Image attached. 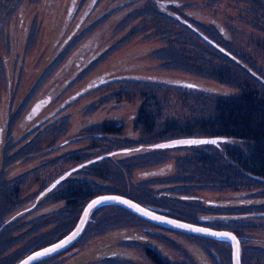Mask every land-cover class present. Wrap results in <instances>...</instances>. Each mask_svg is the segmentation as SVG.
Masks as SVG:
<instances>
[{
    "label": "rangeland",
    "instance_id": "rangeland-1",
    "mask_svg": "<svg viewBox=\"0 0 264 264\" xmlns=\"http://www.w3.org/2000/svg\"><path fill=\"white\" fill-rule=\"evenodd\" d=\"M3 1L6 0H0V226H3L0 228V264H16L22 255L32 252H28L29 248L37 241L59 240L55 239L57 234L54 233L57 219L60 213L70 208H74L70 213L73 224L65 233L76 227L84 210L81 211L87 197L83 196L84 193L78 194V204L64 203L63 199L60 203L47 200L25 216L26 221L10 217L11 214L21 216L20 209L27 203L23 201L27 200L24 196L34 194L41 181L45 183L54 179V174L47 177V171H62L79 160L76 157L83 158L97 152L103 143H106L105 148H108V143L117 145L135 140L157 139L156 143L166 140L163 139L165 137L172 138L184 129L187 131L190 126L195 128L193 134L206 136L210 131L206 133L196 120L207 118V105L216 95L227 94L226 97L238 104L244 95V88L248 86L253 88V95L263 93L260 100L264 101V82L254 76L260 75L264 79V0H167L172 9L165 4V0L162 1L164 4L155 0H99L94 15L107 10L111 13L96 24L99 30L94 33L93 40L97 39L100 45L109 43L114 46L99 68L113 64L119 68L122 66L118 76H122L125 70H135L141 74H135L137 79L154 81L157 80L155 76L163 78L158 79L156 84L132 81L111 83L101 91L90 93L70 105L72 116L63 119L54 135L39 137L32 145L31 154L23 158L27 152L23 146L25 131L21 122L25 120L20 119L29 110L23 103L26 104L29 88L42 78L43 72L46 70L50 78L55 71L51 72L49 64L54 58L52 54L57 51L54 39L60 33L61 22L66 20L59 17V12L61 8L66 10V5L61 0H9L6 4L13 11L8 13L6 5L2 6ZM192 25L219 46L202 37ZM69 64L59 67L56 73L58 80L60 74L66 76L69 70L72 72L66 66ZM98 75L96 79L101 77ZM226 75L230 80H226ZM45 80V77L41 79ZM166 82L183 87L164 84ZM58 85L37 92L34 98H30L29 106L43 94L54 96L59 91ZM76 86L72 91L79 89V84ZM189 87L198 90L192 91ZM204 88L210 94L199 95L200 89ZM144 106L148 113L136 120L133 113ZM19 109L11 129L9 118ZM31 110L29 113H33ZM113 118L124 120L122 129L93 134L96 129L92 123ZM89 128L93 130L91 135ZM64 137L70 139L63 143ZM255 140L239 138L237 147L243 152H254L261 149ZM154 148L151 146V149ZM165 149L132 158L131 169L126 165L125 178L117 175L116 178L107 176L109 180H105L95 176L89 179V183L132 188L131 194L143 205H146L144 200L149 203V198L157 194V205L167 209L165 211L218 229H222L221 226L213 222L224 219L233 228L241 229L244 236L240 243L241 264H264V181H253L248 173V176L245 175V171L242 174V169L232 165L231 158L222 147L223 155L214 147ZM205 150L209 151L208 156L202 157ZM12 153H16L18 160L10 157ZM168 161L172 163V169L167 173L150 175L154 180L141 176V169ZM117 163L118 167H125L124 161ZM221 164L225 165V170L217 167ZM107 172L112 173L110 170ZM111 178L114 179L110 181ZM248 189L258 194H252ZM180 194L199 198L193 201L188 197L181 198ZM206 199L225 203L254 201L256 210L247 214L248 207L239 203H231V207L214 206L205 202ZM54 203L58 206L56 211L63 205L59 213L53 214L52 211L51 215L39 216V212L48 210L43 208L46 204L49 207ZM114 204L118 203L105 204L104 209L99 211V217L95 216L96 220L86 226L82 236L79 235L69 248L32 263L164 264L167 260L168 264H232V246L227 238L168 227L148 220L122 204ZM250 209L254 211L253 206Z\"/></svg>",
    "mask_w": 264,
    "mask_h": 264
},
{
    "label": "flooded vegetation",
    "instance_id": "flooded-vegetation-1",
    "mask_svg": "<svg viewBox=\"0 0 264 264\" xmlns=\"http://www.w3.org/2000/svg\"><path fill=\"white\" fill-rule=\"evenodd\" d=\"M61 1H62V4L66 5V10H65V8H63L64 9V11H63V9L61 8L62 11L59 12V17L64 18L66 20L64 22H61L60 33L54 39V43H55V47H56L57 51L54 52L55 55L52 54V57L54 56V58H53V61L50 62L49 67L52 68L51 72H53L54 70L55 71L53 72V74L51 73L52 75L49 78V77H47L48 73L45 70L41 76H42V78L43 77H45V79L47 78V80L41 81L42 78L39 81L37 80V82L34 84V86L32 88H29V90H28L29 94H28V97L25 99L26 104L23 103V105L28 106V108H29V110H27L28 112L25 111L23 113V118L20 119V121L22 119L25 120L24 122H21L22 126L24 128L23 130L25 131V133H24L25 139H23V140H25V143L23 146L26 147L25 150L27 152L25 157H23V158H26L27 156H29L31 154V150H33L32 145L34 144V142L39 137H45L46 135L52 136V135H54V133H56V130H58L60 128V123L63 121V119L66 120L67 118L69 119L72 116L73 111L70 109V107H71L70 105L75 104V102L82 99L83 97H86L87 95H90V93H93L95 91H101V90H103L105 85H108L111 83H117V82H123V81L124 82L132 81V82H136V83H142V82L147 83V82H149L151 84H156V83H159L157 81L158 79L163 78L162 76H155V78L157 80H154V81H148L147 78L137 79L135 74L137 76H139L141 74H138L139 72L137 73V71H135V70H132V71L125 70V73L127 74V76H124V75H126L125 73H121L122 76H118L119 74H117V73H119L118 71L120 70V68H122V66H120V68H119L118 66H112L113 64L99 68L101 62L103 60H105V57L110 54L111 49L114 46L110 45L109 43H104L103 45H100L97 39L93 40V37L95 36L94 33H97L99 30V29H97L98 27H95V26L100 21V19H103V17L105 15H107L111 12L107 10V11H103L101 13L98 12L97 14L94 15V13L96 11V6H97L99 0H61ZM155 1L160 4V3H163L162 1H164V0H155ZM165 1H166L165 4H167V6L170 9H172V5H169L170 1H167V0H165ZM8 2H9V0L3 1L2 6L6 5L7 12L9 13V11H13V9L12 8H11L12 10L9 9V7L6 4ZM11 7H12V5H11ZM110 10H111V8H110ZM218 25L222 28V26L219 24V22H218ZM63 33H65V34L62 36ZM58 36H60V37H58ZM94 45H97V46L93 47ZM68 62L70 64L66 65V66H68L72 70V72L70 73V70H69V72H68L69 75H66V76L60 74L61 75V76L59 75L60 80H58L56 78V73L59 71V67H61L63 64L68 63ZM117 62L118 61H116V63ZM110 66H112V67H110ZM49 67H48V69H50ZM117 68H119V69H117ZM102 73H104V74H102ZM98 74H100L101 77L103 76L105 78L101 79V77H100L99 79H96V77L99 76ZM108 74H110V76H108ZM254 76L256 77V79H259L261 82H264V79L261 78L260 75L254 74ZM52 78L55 79V81H53ZM92 78H95L96 80L92 79ZM165 78H167V77H165ZM150 80H152V79H150ZM166 80L171 81L172 79H170V77H168ZM51 81H52V83H51ZM41 84H43V85L40 86ZM78 84H79V86L81 84L82 85L79 87V89L76 92H74V90L72 91V89H76L78 87V86H76ZM164 84H171V83L166 82ZM187 84H189V82ZM56 85L59 86V91H57L54 96L52 95L51 97H49L48 94L47 95L43 94L39 98H37V100L35 101V103L32 106H29V103L31 102V101H29L30 98L31 97L34 98L37 92L44 91L47 89V87H50V88L56 87ZM172 85L173 84H171L170 86H172ZM176 85H178V84H176ZM179 86H182V85H179ZM260 92L261 91H259V94H260ZM30 93H32V94H30ZM122 93H124V91ZM113 97H115V96H113ZM259 98H263V93H262V95L260 94ZM37 103H38V105H36ZM61 103L64 104V105H62V107H60ZM68 107H69V109H68ZM20 109L16 113H13V114L11 113L12 115L9 118V127L12 126L11 129H13V126L17 120L16 115L19 113ZM31 109H33V110H31ZM30 110L33 111V113H31V112L29 113ZM62 111H63V113L60 114ZM146 112H148V110L144 106V107H141L140 109H138L136 112H134L133 116L137 120L140 117H142L143 115L147 114ZM31 114H34V115L32 116ZM60 117L62 118V120ZM123 121L124 120H115L113 118V119H109V120L103 119L100 122L92 123L93 128L96 129V132L94 131L93 134L103 133V131L104 132L109 131L111 133L112 132H118L124 126ZM89 129H91V128H89ZM92 131L93 130L91 129L90 135H91ZM162 135L163 134L159 135L157 138L161 137ZM218 135H223V134H218V133L217 134L216 133L206 134V136H218ZM188 136H200V135L191 134V133H185V134L183 133V134L174 135V137H172V138H166L165 137L163 139L170 140V139H173L176 137H188ZM69 139H70L69 137H64V139H62V142L66 143ZM156 140H154V141H156ZM166 140H162V141H166ZM154 141L153 140H146V141L135 140V141H132L133 143H130V142L129 143H121V144L119 143L117 145H112L113 143H108V146H107L108 148H105L106 143H103V144H101V146H103V147H101L97 152L90 154L88 156L84 155L83 158H81V157L77 158L76 157V159H79V160L75 161L74 163L67 165L66 167H64L62 169V171H56V172L54 170L47 171V177H50L52 174H54L55 175L54 179H52L50 182H45V183L43 181H41L40 184L36 186L34 194L28 193V196L27 195L24 196V198L27 197V200H23V201H26L27 203H26V205H24L20 209V210H22V213L20 214L22 217L21 216H15V214H11L10 217H13V218L16 217L17 219L24 218V220L26 221L25 216L30 214L35 209L39 208V205H44L46 203V201L50 200V199H52L51 200L52 202H55V200H57V203H60V199H63L65 201L64 203L72 202L73 204H76V203L78 204V202H79L78 194H80V193H84L83 196L87 195L86 200L84 201V204L82 205L81 211L84 209L85 205H87V203L92 198H94L95 195H97L99 193H100L99 195H102L105 193H117V194H122V195H125L128 197H131L135 200H140V199H137V197L134 194H131L132 190H130V189H132V188L126 189V188H122L119 186L118 187L117 186H111V185H109V183H108V185H103V184L91 185L89 183V179L97 176V177H103L105 180H109L108 177L105 176L106 174H109V172H107L109 170L112 171V173L115 175V178L117 175L122 177V178H125L127 170H128L126 165L131 169L130 165H132L133 163H130V161L132 160V158L137 159L138 157H141L142 155L155 153L156 151H153V150H155L157 148H167V147L169 148V147H171L169 145H166V147H156L154 149H151V144L154 143ZM220 141L221 140H219L218 142H220ZM205 143H211V142L207 141ZM199 144H201V143H199ZM181 145H190V144L183 143ZM96 146H97V144H96ZM176 146L177 145H175L173 147H176ZM178 146H180V144ZM103 148H105V149H103ZM165 150L166 149H163L162 151H165ZM17 152H19V151H17ZM131 153H134V154L139 153V155L127 156L128 154H131ZM15 154L12 153L10 155V157H13V159L15 158V160H18V158H17L18 156L16 157ZM13 159H11V160H13ZM116 159L118 161H115ZM126 159H127V161H125ZM121 160L125 162L124 163L125 167H123L122 165H121V168L117 166V164H118L117 162H119ZM154 161H156V160H154ZM165 163H166V165H164ZM165 163L157 165V166H152L151 168L149 167V168L141 169V171H140L141 176L149 177L148 178L149 180H154V179H152L153 177L150 178V175L167 173L170 169H172V163L169 161L165 162ZM114 168H115V170H114ZM44 173L45 172H43L41 176H43ZM247 173L249 174V178H251L253 181H258V182L264 181V174H260L259 172H256L253 169L249 170ZM61 176H62V178L56 183V185L47 189L49 187V185L55 180V178L57 179ZM157 176H159V175H157ZM39 177H40V175H38V178ZM112 179H114V178H111L110 181ZM113 183H115V182H113ZM131 183L133 184V182H131ZM138 187H140V186H138ZM99 188H101V189H99ZM248 190L252 194H253V192H255V194H258V192H256L253 189H248ZM45 191H47V192H45ZM43 192H45V193H43ZM250 192H248L247 194H250ZM156 195L149 198V203L146 202L147 199L144 200L145 204L148 205L149 207L156 208L158 211L161 210V211H163V213H167V214L175 216L174 213L167 212V211H165L167 209L162 208V207L157 205L156 200H158V197ZM185 195H187V194H180V196H182L181 198L187 197ZM54 198H56V199H54ZM198 198L199 197H196V199H198ZM196 199H194L193 201H197ZM205 202L212 204L214 206L215 205H221V206H229L230 205V206H232L235 203H239V202H232V201H228L225 203V201L213 200V199H206ZM57 203H54L53 205H49V207L46 204L43 208L48 209V210H44L43 212H39L38 213L39 216L51 215L52 211H53V214H54V212H56V214L59 213L61 211L63 205L61 206L60 210L56 211L58 209ZM231 203H232V205H231ZM105 204H108V203L97 204L95 207H93L91 209V211L88 215L87 222H86L85 227H84L82 232H84V230H86L85 229L86 226H90L92 224V222L96 220L95 216H97V218L99 217V213H100L99 211L104 209ZM239 204L248 207L247 214L253 213L256 210L254 201L251 202V201L247 200V202H242ZM114 205H119V204H114ZM53 206H55V207L53 208ZM252 206L254 207V211H252V209H250ZM73 210H74V208H70L67 212L60 213L61 214L60 216H62L63 219L59 218L60 216L57 219V229H55V231H54V233L57 234V235H55L56 236L55 239L56 238L60 239L67 234V233H65V230L68 229V227H70L73 224V219H72L71 214H70V213H72ZM263 210H264V207H263ZM169 211H172V209L169 208ZM73 214H74V212H73ZM193 214H195V213H193ZM196 216H197V214H196ZM65 217H67L66 220H64ZM176 217H179V216H176ZM179 218H183V217H179ZM183 219L189 220L188 218H183ZM190 221H192V220H190ZM195 222H197V221H195ZM213 223H215V225L221 226L222 229L231 230V231L235 232L237 234V236L239 237L240 243L243 242L244 236L242 235V232L238 233L232 227L231 223L224 221V219L219 220V222L216 221ZM227 225H229V227ZM222 226H224V227H222ZM0 228H3V226L1 225ZM82 232L80 234V237L82 236ZM76 240L73 241L70 245H68L67 247H65L64 249H62L60 251L62 252L64 250H66L67 248H69L72 244H74V242H76ZM216 240L227 242L225 239H216ZM44 242H45V240H44ZM53 242H55V241L50 240V241L45 242V243H42L41 240L37 241L33 246H31L29 248L28 252L34 251L36 249L44 247V246L51 244ZM263 246H264V244H263ZM26 254H28V253H26ZM25 255H22L20 257V259L22 257H24ZM49 256H51V255H49ZM49 256H46V257H49ZM46 257L39 259V261H41L43 259H47ZM231 257H232V253H231ZM241 261H242V259H241ZM32 264H36V263H32Z\"/></svg>",
    "mask_w": 264,
    "mask_h": 264
},
{
    "label": "trees",
    "instance_id": "trees-1",
    "mask_svg": "<svg viewBox=\"0 0 264 264\" xmlns=\"http://www.w3.org/2000/svg\"><path fill=\"white\" fill-rule=\"evenodd\" d=\"M225 77L226 80H230V77H228V75H226ZM174 85L179 86L176 84H173L172 86ZM189 88H191L192 91L198 90V88L196 87L195 88L189 87ZM200 91L201 93L199 95L210 94V91H208V89L205 88L204 90L200 89ZM243 91H244L243 92L244 95L242 96L238 104L231 101L229 97H226L227 94L216 95L214 96L215 99L212 97V99L210 100V104L207 105L208 108L207 118H201L199 120H196V122H199L198 123L199 127L205 129L206 133L210 131L209 133L223 134L226 136L225 140H222L218 143L216 142V143H202V144H190V145L180 144V146H178L179 145L178 144L176 147L171 146L169 148H180L186 146L192 149H207L208 147H214V150L218 149L219 153H221L222 155L224 151L226 155L231 158L230 162L232 163V165H236L242 169V174L246 173L245 175L248 176L247 172L252 169L255 170L256 172H259L260 174H264V105L261 104L264 103V101H261L260 98H258L259 96L257 95V93L256 95H253V88H249L247 86L246 88H244ZM189 105H193V104L189 103ZM170 129H175V127L173 128L170 127ZM194 131L195 128L193 129V127L190 126L189 129L187 128V131H185L184 129L183 132L193 134L195 133ZM239 138L240 139L256 138L257 140L255 141H257V143L260 144L261 149H257L254 152L251 151L248 153L243 152L241 151L239 146L237 147ZM197 145H203V146L198 147ZM221 147L223 151L221 150ZM163 149L165 148H157L155 150L159 151ZM208 153L209 151L207 152V150H205V154L202 155V157H205L206 155L208 156ZM129 155L131 156L139 155V153L138 154L131 153L128 154L127 156ZM224 166L225 165L221 164L217 167L220 169L223 168V170H225ZM221 173L225 174L226 172H221ZM105 176H115V175L113 173H110V174H106ZM185 196H187L189 200L196 199L194 198L196 197L194 195H185ZM175 216L186 218L184 217V215L177 214ZM234 229L238 233H241V229H236V228ZM164 264H168L167 260H165Z\"/></svg>",
    "mask_w": 264,
    "mask_h": 264
},
{
    "label": "water",
    "instance_id": "water-1",
    "mask_svg": "<svg viewBox=\"0 0 264 264\" xmlns=\"http://www.w3.org/2000/svg\"><path fill=\"white\" fill-rule=\"evenodd\" d=\"M193 28L195 30H197L200 33V35L202 37H204L206 40H208L209 42H211L212 44H214L216 46H219L215 41H213L210 37H208L202 31L198 30L194 26H193ZM223 139H226V136L176 137V138H173L170 140L152 143L151 146L152 147H158L159 145L174 146V145H178V144H183V143H181L182 141H190V140L216 141L217 142L218 140H223ZM61 178H62V176L55 179L49 185V187L47 189L53 187ZM105 197H109L112 199L102 200V198H105ZM96 200H102L101 203H110L111 202V203L122 204L126 208H129L130 210L134 211L135 213L141 215L142 217H144L148 220L155 221V222H158L162 225L172 227L175 229H179V230H182L185 232L203 234V235H207V236L214 237V238H218V237L227 238V239H229L231 246H232V264H241L240 241H239L238 236L235 234V232H233L231 230H226V229H218V228L207 226V225H204V224H201L198 222L186 220V219L179 218V217L167 214V213H163V212H160V211L153 209L149 206L143 205L142 203L136 201L135 199H133L131 197H128V196H125L122 194H117V193H107V194L98 195V196L92 198L87 203V205L85 206V208H84V210H83V212H82V214L78 220V223L73 230H71L69 233H67L65 236H63L59 240L30 252L28 255L21 258L16 264H31L32 262L37 261L41 258H44L46 256L57 253L60 250L67 247L68 245H70L73 241H75L79 237V235L83 231L91 209L96 206V205H93L92 207H89V205H91L92 202L96 201ZM122 201H128L129 203H123ZM131 205H137L140 210H137V208L132 207ZM145 213H148V214L145 215ZM153 216H159L162 219L161 220L153 219L152 218ZM179 225H188L189 227L185 228V227H180ZM195 228L206 229L207 231L197 232V231L191 230V229H195ZM211 233H227L229 235L228 236L212 235Z\"/></svg>",
    "mask_w": 264,
    "mask_h": 264
},
{
    "label": "snow or ice",
    "instance_id": "snow-or-ice-1",
    "mask_svg": "<svg viewBox=\"0 0 264 264\" xmlns=\"http://www.w3.org/2000/svg\"><path fill=\"white\" fill-rule=\"evenodd\" d=\"M207 141H197V140H190V141H182L181 143H185V144H197V143H205ZM211 143H216V141H210ZM158 147H166V145H159ZM105 199H112V198H109V197H105V198H102V200H105ZM102 200H96V201H93L91 205H89V207H92L93 205H97V204H100L102 202ZM123 203H129L128 201H122ZM132 207H135L137 208V210H140L139 207L137 205H131ZM148 213H145V215H147ZM153 219H157V220H161L162 218L159 217V216H153L152 217ZM180 227H189L188 225H179ZM193 231H197V232H204V231H207L206 229H201V228H195V229H191ZM212 235H225V236H228L229 234L227 233H211ZM62 246V245H61Z\"/></svg>",
    "mask_w": 264,
    "mask_h": 264
}]
</instances>
